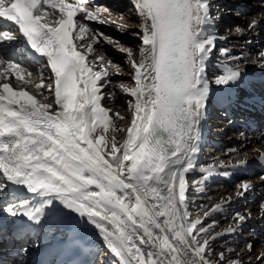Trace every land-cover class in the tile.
Here are the masks:
<instances>
[{
    "label": "snow or ice",
    "instance_id": "6c2138e0",
    "mask_svg": "<svg viewBox=\"0 0 264 264\" xmlns=\"http://www.w3.org/2000/svg\"><path fill=\"white\" fill-rule=\"evenodd\" d=\"M132 3L141 18L136 49L90 26L128 30L106 6L0 0V207L8 217L26 218L16 228L22 233L43 226L60 204L99 230L114 264H214L211 242L235 232L251 213L236 212V226L212 235L215 222L205 227L189 218L188 189L202 192L217 168L201 167L204 175L191 185L186 176L198 164L211 83L237 84L243 73L236 65L214 81L207 77L216 42L225 39L214 31L219 12L213 15L211 0ZM256 24L253 18L248 27ZM104 43L125 56L133 84H112L124 69L100 53ZM220 53L228 56V49ZM22 56L36 66L38 83ZM33 84L35 94L28 90ZM117 87L129 96L126 128L129 117L105 106L115 101ZM259 159L264 162V152ZM246 164L247 157L231 166ZM20 187L27 197L10 191ZM251 187L238 184L237 196ZM4 231L0 217V239ZM218 255L215 264H224V252Z\"/></svg>",
    "mask_w": 264,
    "mask_h": 264
},
{
    "label": "bare ground",
    "instance_id": "6f19581e",
    "mask_svg": "<svg viewBox=\"0 0 264 264\" xmlns=\"http://www.w3.org/2000/svg\"><path fill=\"white\" fill-rule=\"evenodd\" d=\"M104 1L105 4L102 6H111L110 11L114 20L117 19L118 22L123 16L121 22L128 25V30H118L116 24L92 23L90 26L118 39L128 47L138 48L141 42L135 33L139 31L141 18L137 14L132 0ZM95 2L90 0V5L96 6ZM217 4H221V7L226 9H235L237 16L241 15L240 22L237 23L238 26H242L246 20H249L250 23L253 18L257 20V24L254 28L247 27L241 32L231 31L227 28L226 32H221L224 30V26H219L218 21H215L214 31L218 36L225 37V39L217 40L216 49L208 61L207 77L209 81H214L215 77L222 74L228 66L238 65L243 76L239 83L227 87H219L214 83L210 85L211 96L206 118L203 121V142L198 155V164L194 171L187 174L186 182L191 185L192 181H199L204 175L200 171L201 167L212 165L217 168V171L203 184L202 192L197 193L195 188L191 187L188 189L191 193L188 210L190 212L189 218L202 220L205 227L213 225L215 222L210 230L212 235L225 233L230 227L236 226V222L232 220V224L222 227L223 221L229 216H232L233 219L236 212L245 215L251 213L250 217H246L248 218L247 224L242 222L236 226L235 232L222 235L211 242V250L215 255L209 256L210 259L214 257L212 260L215 264L219 260L218 254L224 252V264H227L228 261H239L240 264H245L247 260L242 259L245 257L244 254L242 258L238 257L236 260L227 257V254L235 253L237 251L236 246L245 241L240 231L242 227L264 233L260 229L264 223V212H262L264 181L261 180V177L264 176V162L259 159L260 153L264 152V129L258 131L261 124L264 125V90L262 89L264 67L261 66L264 61L260 57L262 51L256 52L257 47L248 50V48L241 46L264 39V0H217L215 2L211 0L213 14L218 12ZM221 48L228 49V56L221 55ZM99 51L124 69L122 75L112 76L113 85L120 83L131 85L134 83L128 74L123 54L106 43L100 45ZM20 58L24 59L34 72L32 79L38 83L36 66L26 57ZM25 79L28 78L25 77ZM28 90L35 94L34 84L29 85ZM128 99L129 96L122 93L117 87L115 89V101L105 105L114 110H120L122 115L129 117L123 122L125 128L130 121ZM215 108L223 109L226 115V123L229 122L230 126H234L236 132L233 129H227L225 134H220L224 128H212V125L208 124L207 118L213 114ZM113 119L115 120L116 117ZM216 119L220 118L216 117ZM255 119H259L257 125ZM232 131L236 133V136L232 134L228 136V133ZM218 132L219 135H217ZM111 135L110 130L108 136ZM116 136L117 140L122 142L126 138V133H116ZM245 157H247L245 166H231L236 165L238 160ZM220 161H223V165L220 164ZM257 174H260L258 178H256ZM242 177H245L246 180L241 183L250 182L252 187L244 192L243 196H237L238 181ZM10 191L15 193L14 188H11ZM240 191L244 190L240 189ZM4 195L6 197L8 194L5 193ZM229 199L231 200L230 203L228 202ZM216 205H223L222 210L212 212L205 217L204 212L213 209ZM0 217H3L5 224V231L2 239H0V261L2 264H36V258L39 253L43 252H46L48 264H76L80 260L83 264H94L96 260L98 261V253L102 254L99 260L100 264H114L115 262L116 258L106 248L99 230L74 212L55 228L28 235L23 239H16L18 237L10 231L8 224L14 218L5 215L2 207H0ZM248 244L247 242L246 247ZM74 249H78V253L74 260L70 261Z\"/></svg>",
    "mask_w": 264,
    "mask_h": 264
},
{
    "label": "rangeland",
    "instance_id": "374dc122",
    "mask_svg": "<svg viewBox=\"0 0 264 264\" xmlns=\"http://www.w3.org/2000/svg\"><path fill=\"white\" fill-rule=\"evenodd\" d=\"M93 1H96L95 2L96 6H102L103 4H105L104 0H93ZM213 1L215 2L217 0H213ZM89 3H90V0H89ZM106 7L111 9V6H106ZM217 7H219L217 11L220 13H219V18L216 19V21H218L217 23L219 24V26L220 25L224 26V30H222L221 32H226L225 31L226 28L230 29L232 31V30H236L237 28L245 30L248 27L249 20L244 21L242 26H238L237 23L240 22L239 20H240L241 15L237 16L235 9L223 8V7H221V4H217ZM213 15L215 16L216 13H214ZM115 20L117 21V19H115ZM118 22L120 23L121 20H119ZM121 23H125V22H121ZM226 25H228V26H226ZM228 39H230V38H228ZM241 47L246 48V49L248 48V50H250V49L252 50L253 48L257 47L256 52H261V51L264 52V39H262L261 41H258V42H256V41L249 42V43H246V45L243 44V46H241ZM224 113L225 112L223 111V109L215 108L213 110V114L207 118L208 124L212 125V128H219V127L224 128L223 131L220 132V134L221 133L225 134V130H227V129H233L235 131L234 126H230L229 122H228V124L226 123L227 120L225 119L226 115ZM216 117L220 118V119H216ZM255 123L257 125L259 123V119H255ZM215 124H216V126H213ZM262 129H264V125L261 124V127L258 131L260 132ZM235 132H233V131L229 132L228 136H230V134L236 136ZM217 135H219V132ZM218 137H220V136H218ZM238 142H240V141H238ZM259 176H260V174H257L256 178H258ZM245 180H246V178L242 177V178H240L238 183L240 184L242 181H245ZM233 190H234V188H233ZM247 219L248 218H246V220L243 223L247 224V222H248ZM232 220H234V219H232V216H229L225 221H223L222 227H225L227 224H229V225L232 224L231 223ZM263 225H264V223L262 224V227L260 228L262 231H264ZM240 231L242 232L241 235H242V237L245 238V241L241 242L239 246H236L237 251L235 253H229V254H227V257H230V258H233L236 260V259H238V257L242 258L243 254H244L245 257L242 259L247 260L245 264H260V263L264 264V259L260 258L261 255L264 254V233L256 232V231H253V229H251V228L248 229V228H244V227H242V229H240ZM247 242L252 244L251 250H249L246 247ZM236 253H238L237 256H235ZM101 255H102L101 253L100 254L98 253V255H97L98 261L96 260V262L94 264H100L99 260L101 259ZM232 255H234V256H232ZM213 258L214 257H212L211 259H213Z\"/></svg>",
    "mask_w": 264,
    "mask_h": 264
}]
</instances>
